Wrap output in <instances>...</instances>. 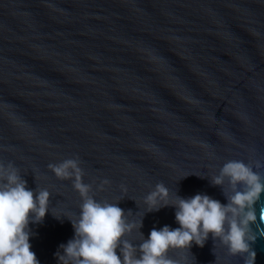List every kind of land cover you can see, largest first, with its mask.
Segmentation results:
<instances>
[{
  "label": "water",
  "instance_id": "1",
  "mask_svg": "<svg viewBox=\"0 0 264 264\" xmlns=\"http://www.w3.org/2000/svg\"><path fill=\"white\" fill-rule=\"evenodd\" d=\"M67 159L79 160L89 196L124 210L136 258L153 228L179 227L173 207L146 203L158 184L170 202L199 193L227 204L244 190L212 184L229 161L264 183V0H0V163L49 192L30 225L40 264H59L83 202L48 167ZM254 208L247 239L264 264V193ZM167 258L249 256L209 235Z\"/></svg>",
  "mask_w": 264,
  "mask_h": 264
},
{
  "label": "clouds",
  "instance_id": "2",
  "mask_svg": "<svg viewBox=\"0 0 264 264\" xmlns=\"http://www.w3.org/2000/svg\"><path fill=\"white\" fill-rule=\"evenodd\" d=\"M48 167L57 178L73 179V186L83 200L78 219H69L73 238L59 246L62 253H56L59 264H174L167 258L170 249H189L193 243L203 247L209 235L213 239L220 238L233 255L247 254L249 259L245 264H254L255 252L250 249L247 231L256 223L254 205L264 193V183L257 172L242 161H229L223 166L221 175L212 181L219 187L227 177L234 191L237 185L243 186L244 190L235 191L227 204L199 193L188 198L177 196L170 202L168 189L158 184L146 203L156 210L161 206L173 207L179 227L153 228L139 246L142 253L139 258L134 255V246L123 240L134 225L127 222L124 210L118 204L98 202L88 195L90 186L82 181L79 160L67 159ZM107 183V180L103 181V184ZM48 201L47 190L29 189L27 181L12 164L0 163V264H40L31 250L33 233L30 225L44 220ZM241 215L243 219H240ZM260 218L264 222V209ZM254 240L255 237L252 242Z\"/></svg>",
  "mask_w": 264,
  "mask_h": 264
}]
</instances>
